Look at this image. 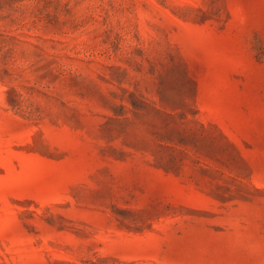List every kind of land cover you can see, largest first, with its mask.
<instances>
[{
    "label": "rangeland",
    "instance_id": "obj_1",
    "mask_svg": "<svg viewBox=\"0 0 264 264\" xmlns=\"http://www.w3.org/2000/svg\"><path fill=\"white\" fill-rule=\"evenodd\" d=\"M0 264H264V0H0Z\"/></svg>",
    "mask_w": 264,
    "mask_h": 264
}]
</instances>
